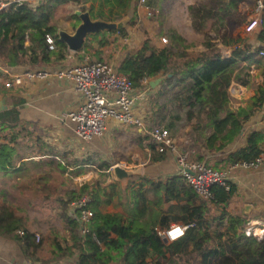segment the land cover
I'll return each instance as SVG.
<instances>
[{"label": "trees", "instance_id": "trees-1", "mask_svg": "<svg viewBox=\"0 0 264 264\" xmlns=\"http://www.w3.org/2000/svg\"><path fill=\"white\" fill-rule=\"evenodd\" d=\"M68 1L71 0H39L36 3L23 0L0 11V63L6 66L46 65L70 53L79 58L78 54L85 49H93L92 41L97 46L94 53L99 54L100 59L98 49L110 42V36L115 35L114 39L125 36L126 26L136 21L133 11L125 27L90 34L80 50L71 51L58 39L57 28L49 24L57 6ZM147 1L159 9L157 32L147 36L140 46L125 51L115 68L135 87L142 86L149 78L163 75L157 87L149 92L153 93V100L151 97L148 128L163 124L173 128L183 115L185 125L189 126L190 139L183 145V150H187L191 158L202 159L206 152L224 150L239 134L243 121L256 110L264 109V55L258 54L263 45L251 47L244 42L233 47L229 55L219 52L218 42L226 44L229 40V27L244 20V11L240 9L244 0H194L187 5L191 26L202 36L201 48L187 41L168 23L165 0ZM129 9L130 0H98L95 17L117 20ZM71 15L75 19L71 25L73 29L78 20L76 14L72 12ZM46 33L54 38L53 49L48 48ZM160 35L166 36V43H160ZM256 38L264 43V21ZM251 63L263 65L262 80L245 104L232 107L228 88L233 81L246 87L251 84ZM30 125L32 123L19 120L15 107L0 111L2 182L12 173H21L30 163L33 166L53 163L48 157L43 161L29 158L13 168L17 158H23L22 150H18L16 144L25 134L30 137L25 143L28 149L33 148L36 154L44 151V146L37 144L36 126ZM141 134L138 142L146 141L150 149L149 160L163 159L166 153L157 150L148 133ZM263 139L261 131H250L244 145L228 152L221 161L227 165L254 160L263 152ZM34 151L29 150V153L35 154ZM78 161L80 167L77 159H73L76 165L68 170L70 175L94 165L99 170L97 179L93 184L82 183L78 189L65 187L64 183L60 190L55 189L59 192L54 198L59 204L57 219L62 234L67 237L58 239L59 233L55 230L53 238H48V257L45 259L39 256L44 236L24 227L22 217L13 206L14 195L7 188H0V234L11 235L30 263L55 264L77 255L76 264H174L181 258L185 264H264V237L259 240L245 235L247 217L226 210L237 191L233 183L228 181V188L211 185L210 198L205 199L180 173L171 174L164 180L142 176L130 186L129 215H124L105 211V207L115 206L117 196L116 184H106L110 175L106 170L113 164L111 160L90 154ZM67 166L59 165L61 172L66 171ZM33 169L37 174L36 167ZM48 175H39L37 180H45ZM83 196L87 201L82 208L92 212L86 233H82L80 222L82 208L72 204ZM175 223L187 226L184 235L164 242L160 231ZM20 230L23 234L17 233Z\"/></svg>", "mask_w": 264, "mask_h": 264}, {"label": "crops", "instance_id": "crops-1", "mask_svg": "<svg viewBox=\"0 0 264 264\" xmlns=\"http://www.w3.org/2000/svg\"><path fill=\"white\" fill-rule=\"evenodd\" d=\"M71 3H75L76 7H72L73 9L71 10L64 8L67 4ZM97 5L98 0H71L68 2H63L55 9V15L53 14L49 24L56 28L62 27L71 32L72 28L69 27L71 26V23L75 21L71 15L74 9H82V7H84L83 9L89 8L91 16L95 17ZM146 5H150L148 4L147 0L145 4L140 3L139 0H130V9L127 13L130 19L134 11L136 13V21L134 23L128 24L127 26L125 25L127 27V40L136 38L137 40H142L143 42V40L146 38L143 37L144 35L140 34H135L133 37L130 35V33L134 30L139 29L140 19L145 17L148 20L149 16L146 13ZM245 5L246 1L244 0L240 4V9L244 11V15L246 13ZM154 6L157 5L154 4ZM115 13L118 14L119 12L115 10ZM150 18L152 22L154 18L152 16ZM56 20H58V23ZM77 20L79 22L78 17ZM56 25H58V27ZM240 25L241 31L238 29V26L240 27ZM173 26L176 28L175 25ZM259 27L260 26L253 29L252 31H246L244 27V20L239 24H235V26L231 29L228 42L226 44L221 41L218 42L219 52L223 55H229L233 47L236 45H241L244 42L250 44L251 47L263 45L262 49H264V43L257 40L256 38V32L259 30ZM211 34L214 35V32L211 31ZM160 37L161 36H159V38ZM91 44L93 48L97 47L94 41H92ZM140 45L141 44H138L135 47ZM135 47L129 46L128 49ZM198 47H202L201 42L199 43ZM99 49H101V47ZM77 58L78 57L76 55L70 53L67 55V57L60 60L51 61L46 65L42 64L38 66H32L29 64H16L12 66H4L8 67L12 72H21L30 68H42L53 72L58 71L67 65L79 62ZM262 66V64L257 63L250 64L249 72L251 74V84L248 86L249 88L234 81L235 85L238 87V95L244 92L245 87L250 90V94L248 96L253 93L254 87L262 80ZM6 78L7 76L0 72V111L14 107L17 108L19 120L23 121L24 123H32L30 127L36 126L39 136L37 144L39 146H44V151L39 154H36L33 148L28 149L26 146L27 144L25 143L28 141V139H30V137L24 133L25 135L22 137L23 140L19 138L16 144V148H18V150H22L23 158H17V164L13 166V168H16L20 161L29 158H32L35 161H43V159L46 157L53 159L52 164L41 163L40 165L33 166L30 163L29 167H24L21 173H12V176H7V180L3 182L1 180L2 177H0V188H7L13 193V206L15 205L19 208L15 209L16 207L14 206L15 212L17 215L22 217L25 228H28L31 231L35 230L29 227L30 223L28 222V220L30 221L32 219L29 209L30 205H28L30 201H26L28 207H26L25 204L24 206L20 207V204L16 203L15 197L24 194V190L26 189L32 193V183L36 184V186H33V188L47 189L49 183L51 185L53 184L52 176H58L61 182V185L58 187L60 190V188L63 186L62 183L65 184V187L78 189L79 186L84 182L91 184L95 182L94 180H96L98 176L96 172L99 170L94 168V165H91L90 168H87L85 171L83 170L81 173L75 175H70L68 173V170L74 168L76 165L73 164L74 158L77 159L78 167H80L78 160L83 159L90 154H96L103 157L104 159L111 160L113 164L108 170H106L110 174L106 184L110 182H114L116 184L117 196L114 206L115 208L109 205L105 207V211L120 212L124 215H129L128 209L130 203V186L137 183L142 176L150 177V179L153 180H164L171 174H179V167L174 155L166 153L163 159L150 161V149L145 142L139 144L137 143V140L135 141L134 152L131 155V160H128V157L125 158V160L122 158L123 156H117L120 154L111 151V147L115 146V140L113 142L112 138L107 137L105 134L109 133L115 128H118L116 126L121 127L122 125L123 129L119 128V131L117 132L123 133L124 130L126 131L125 126L128 125V123H121L114 119L108 118L106 129L102 134L92 136L88 139H82L79 137L72 129V124L68 122V120L66 121L65 119H61L59 117L61 111L73 107L79 100V93L75 90L71 81L67 80L66 78L51 74L43 78L25 79L23 83L17 85L11 82L8 87L5 86V81L7 80ZM150 79L152 78H149L148 81ZM149 92L150 89L145 93H142L140 96H137L134 104V113L137 116H146V113H148L149 109L146 110V112H140V108L142 106L143 98H145ZM245 103L246 101L239 100L238 102H235L232 107H237ZM144 120L146 121L145 117ZM136 130L140 131L141 133L144 132L139 129V127H137ZM253 130L261 131L264 134L263 108L256 110L249 118L243 121L242 129L240 130L239 134L235 137L233 142L227 145L224 150H212L206 152L205 158L207 163L212 164V166H215L216 168H228L230 164L226 165L221 161L222 158L228 152L244 145L246 135ZM116 138L117 137L115 136L114 139ZM261 148L264 153V139L262 141ZM29 150H33V153L35 154H32V152L29 153ZM117 160L119 162H117ZM115 164H119L124 169H126L129 172L128 175L118 180L113 173V166ZM59 165H68V168L66 171L61 172ZM35 167L37 169V174H34L33 168ZM39 175L48 176L47 179L39 181L37 180ZM229 182L233 183L237 187V191L236 194L231 198L226 210L233 215H245L249 220L248 222H253L255 226H260L261 223L264 222V162L252 169L243 167L232 168L229 175ZM60 232L62 233L63 229H61ZM112 237H114V234H112ZM44 253L47 254L46 250ZM76 259L77 255H72L55 264H76ZM28 262L29 260L27 261V259L24 257L18 242L11 235L0 234V264H28Z\"/></svg>", "mask_w": 264, "mask_h": 264}, {"label": "built area", "instance_id": "built-area-1", "mask_svg": "<svg viewBox=\"0 0 264 264\" xmlns=\"http://www.w3.org/2000/svg\"><path fill=\"white\" fill-rule=\"evenodd\" d=\"M21 1L23 0H0V11L13 2ZM29 1L36 3L39 0ZM245 1L244 27L246 31H252L264 21V0ZM139 2L145 4L146 0H139ZM145 7L149 17L154 16L159 10L154 5H146ZM127 38V35L123 37L125 40ZM160 39L163 42L167 41L165 36H161ZM45 40L49 49L55 47L54 38L50 33L45 34ZM259 53L264 54V49L261 48ZM0 72L7 76L5 81V86L7 87L11 82L17 85L23 83L25 79L43 78L51 74L71 81L73 87L79 93V100L73 107L61 111L59 117L66 121L68 120L79 137L88 139L102 134L106 129L108 118L121 123L135 124L139 129L149 134L150 139L156 143V148L159 152L174 155L179 167V173L184 175L187 182L205 199L210 198L209 187L213 184L228 188L227 182L229 181L232 168L243 167L252 169L264 162L263 152L252 161H239L230 164L228 168H215L204 161L189 159L188 154L181 151L175 144L167 126L156 125L148 128L144 117L137 116L134 113V104L137 96L145 93L151 87L148 80H145L142 86L136 88L131 80L126 75L118 72L115 65L110 61L85 59L53 72L42 68H30L21 72H12L8 67L0 63ZM86 201V196H83L72 204L82 208ZM91 216L92 212L89 209H81L82 233L88 232L87 223ZM175 227H180L183 230V235L187 229V226L175 223L160 231V234L166 237L167 242L173 241L169 237V232ZM243 231L245 235H252L260 240L264 236V222L260 226H255L253 222H248ZM17 233L23 234L21 230ZM93 239L96 240L94 235ZM28 264L33 263L28 262Z\"/></svg>", "mask_w": 264, "mask_h": 264}, {"label": "rangeland", "instance_id": "rangeland-1", "mask_svg": "<svg viewBox=\"0 0 264 264\" xmlns=\"http://www.w3.org/2000/svg\"><path fill=\"white\" fill-rule=\"evenodd\" d=\"M193 1L194 0H165V7L167 10L166 17H167L168 23H172L173 25H175L176 28L179 30V32L183 36H185L187 41L192 42L193 44H195L196 47H198L199 43L202 40V36H201V33L196 32L192 28L190 18L187 14V5L189 3H192ZM72 7H76L75 3L67 4L64 8H66L67 10H71V9H73ZM82 8H84V7H82ZM59 12H60V10H59ZM158 12L154 16H152L154 18L152 20V22L150 20L151 19L150 17L148 18V20L145 17L140 19L139 20V24H140L139 29L134 30L133 32L130 33V35H132V37L135 34L144 35L143 37H147L148 35L153 36V34H155L157 32L158 25H159L158 15H157ZM56 22L58 23V20H56ZM72 24H73V22L71 23V25ZM56 26L58 27V25H56ZM234 26H235V24L233 26H230L229 28L232 29V27H234ZM58 28H62V27H58ZM69 28H71V26ZM240 28H241V25H240V27L238 26L239 30H240ZM72 30L73 29H71V31ZM114 36L115 35H111L110 36V42H108L106 45L102 46L101 49H98V51H100V59H98L99 54L97 55L94 53L95 48H93V49L87 48L83 51L84 53L81 52L80 54H78L79 58H77V60L78 61H83L85 59H87V60H105V61H110L115 65L117 63V61L119 60V57L123 55L124 51L126 49H128L129 46L135 47L136 45L141 44V42H142V40L139 41L136 38H132L131 40H125V39H123L124 36L119 37L118 39H114ZM160 36H163V35H160ZM166 42H163L160 39V43L163 44ZM158 76H160L162 79L163 75L160 74ZM158 83H159V81H158ZM158 83L155 86L150 87V91L152 88H156ZM240 85H242V84H240ZM242 86H244V85H242ZM136 88H138V87H136ZM237 88L238 87L235 85L234 81L231 83V85L228 88L230 96H231V106L235 102H238L239 100L240 101H246L248 95L250 94V90L247 89L249 87H247V88L245 87L244 92L240 93L239 95H238V89ZM152 95H153V93L147 94V96L145 98H143L142 106L140 108V112L141 111L146 112V110H148L150 108L151 97L153 100ZM151 103H152V101H151ZM149 112H150V109L148 110V113H146V116L142 115L143 117H145L146 123H148V119H149V123L151 122V119L148 117L150 114ZM122 126L121 127L116 126L118 128H115L114 130L110 131L109 133H107L105 135H107V137H109V138H112L113 142L115 140V142H114L115 146L111 147V149H110L111 151L120 154L117 156H123L122 157L123 159L128 157V160H131V155L134 152L135 141L137 140V143H139L138 137L140 135H143V134H141L140 131L136 130V128L138 127L137 125L131 124V123H128V125L125 126V129L127 132L125 130L123 133L117 132V131H119V128L123 129ZM72 129H73V127H72ZM169 129H170V132H171V135L174 139L175 144L179 147V149L181 151L188 154L189 159L201 160V161H204L205 163L207 162V160L205 158L206 153L204 154V157L202 159H196V158H191L189 156V153L187 150H185V149H184L185 151L183 150V145L190 141L189 135L187 134V132L189 131V126L185 125L183 115H182L181 119L176 122V126H174L173 128H169ZM143 133H145V132H143ZM115 136L118 139L117 138L114 139ZM143 142L146 143V141H143ZM213 151H216V150H213ZM140 154H141V152H140ZM118 160H117V162H119ZM117 165H119V164H117ZM209 165L212 166V164H209ZM213 167H215V166H213ZM96 174L98 175V172H96ZM52 177H53L52 183L54 185L53 184L51 185L49 183L48 184L49 186L47 187V189L33 188V186H36V184L32 183L33 184L32 188H31L32 193L26 189V190H24V194H21V195L15 197L16 203L20 204V207L24 206V204L26 205V207H28L26 204V201L27 200L30 201V203L28 205H30L29 209H30V214H31L32 219L30 221L28 220V222L30 223L29 227H31L32 229H35L34 231H36L38 233V235L41 234L45 238V242L43 244V247L41 249V253L39 255L42 259H45L48 257L46 255V253H44V252L47 248H49V245H48L49 239L48 238L49 237L53 238V236H54L53 234L55 233V230H56V232L59 233V234H57L58 239H60V240H63L64 238L66 239V235H64L60 232L61 223L57 219V215H58V208L57 207H59V204L57 203V201L54 200L55 196L57 195L56 193H59L55 189L61 185V182H60V179L58 176L57 177L52 176ZM51 186H53V187H51ZM15 207L17 209H19L18 206H15ZM113 208H115V207H113ZM185 263L186 262L184 261V259L181 258L180 260H178L174 264H185Z\"/></svg>", "mask_w": 264, "mask_h": 264}, {"label": "water", "instance_id": "water-1", "mask_svg": "<svg viewBox=\"0 0 264 264\" xmlns=\"http://www.w3.org/2000/svg\"><path fill=\"white\" fill-rule=\"evenodd\" d=\"M73 12L79 19V22L73 28V30L69 32L64 28H57L58 39L63 41L71 51L80 50L82 48L84 40L88 35L95 34L99 31L103 32L105 30L125 27L126 22L129 20L128 13L117 20H106L101 17H92L89 8H76ZM160 79L161 77L158 76L150 79L148 83L152 87L155 86L158 81H160ZM113 173L117 177V179L120 180L122 179V177H126L129 172L121 165L115 164L113 166ZM162 239L164 242H167L166 237L162 236Z\"/></svg>", "mask_w": 264, "mask_h": 264}, {"label": "clouds", "instance_id": "clouds-1", "mask_svg": "<svg viewBox=\"0 0 264 264\" xmlns=\"http://www.w3.org/2000/svg\"><path fill=\"white\" fill-rule=\"evenodd\" d=\"M181 235H183V230L180 227H175L173 230H171L169 232V237L172 240L177 239L178 237H180Z\"/></svg>", "mask_w": 264, "mask_h": 264}]
</instances>
